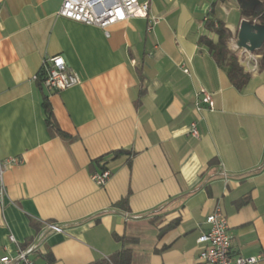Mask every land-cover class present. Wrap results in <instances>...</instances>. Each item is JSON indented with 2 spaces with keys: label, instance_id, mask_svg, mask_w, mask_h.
<instances>
[{
  "label": "crops",
  "instance_id": "crops-1",
  "mask_svg": "<svg viewBox=\"0 0 264 264\" xmlns=\"http://www.w3.org/2000/svg\"><path fill=\"white\" fill-rule=\"evenodd\" d=\"M139 2H150V18L108 37L60 17L63 0H0V160H23L4 174L0 258L16 254L13 235L24 249L39 242L36 264H111L121 249L132 264H201L197 240L220 207L233 253L264 264V70L237 49L242 10L257 2ZM208 17L225 24L251 75L243 91L200 44L218 41ZM54 56L80 83L49 94L36 76ZM201 90L214 110H196ZM45 100L73 140L52 134ZM120 149L134 156L110 159L112 177L98 186L91 163ZM127 197L128 208L117 205Z\"/></svg>",
  "mask_w": 264,
  "mask_h": 264
},
{
  "label": "built area",
  "instance_id": "built-area-1",
  "mask_svg": "<svg viewBox=\"0 0 264 264\" xmlns=\"http://www.w3.org/2000/svg\"><path fill=\"white\" fill-rule=\"evenodd\" d=\"M264 2V0H256ZM150 2L141 3L139 0H63L58 15L62 18L104 30L109 37V29L117 24L130 19H149ZM207 20V19H206ZM156 21L150 23L149 30H153ZM187 73L188 71L185 70ZM42 78V86L49 93H58L80 83L78 75L72 71L62 56L46 58L42 68L36 76ZM197 111L203 109L214 110L215 101L213 96L205 90H201L195 104ZM190 135L200 138L196 123L190 128ZM23 160L9 158L0 160V204H3L7 195L4 182L5 172L12 166L20 165ZM226 177V174L224 173ZM112 174L109 170L94 172L92 180L100 187L106 186ZM207 231H204L197 240L200 248L198 262L201 264H257L260 257H244L236 255L232 251L233 237L230 234L228 220L222 209L217 207L207 218ZM47 229L52 232L61 233L63 230L55 224H47ZM9 240L17 248L15 255H4L0 258L1 264H36L32 255L37 251L39 242L22 248L16 238L11 235ZM43 240V237H42Z\"/></svg>",
  "mask_w": 264,
  "mask_h": 264
},
{
  "label": "trees",
  "instance_id": "trees-1",
  "mask_svg": "<svg viewBox=\"0 0 264 264\" xmlns=\"http://www.w3.org/2000/svg\"><path fill=\"white\" fill-rule=\"evenodd\" d=\"M255 6L251 10H242V15L247 21L251 23H259L264 25V2H258L254 0ZM205 27L209 32H213L217 37L218 41L213 42L208 37H202L200 44L205 46L212 58L215 60L218 67L224 70L228 76L231 85L237 91H243L251 80V75L244 71L239 61L238 54L234 53L228 46L231 39V34L226 28L225 24L219 20L208 17L205 23ZM255 55H259L261 58L258 63L260 71L264 70V46L256 52ZM39 85L42 86V78L39 80ZM144 92H141L143 95ZM44 112L46 114V121L50 131L53 135L59 136L65 140H73V138L64 133L55 123L53 111L49 101L45 100L43 104ZM128 156L131 159L134 154L128 150L120 149L115 152H111L91 163V168L94 172H103L108 170L107 163L110 159H118L122 156ZM128 197L120 201L117 205L124 208H128ZM118 241H124L123 238L116 237ZM132 252L129 249H121L115 252L109 259L111 264H132Z\"/></svg>",
  "mask_w": 264,
  "mask_h": 264
},
{
  "label": "water",
  "instance_id": "water-1",
  "mask_svg": "<svg viewBox=\"0 0 264 264\" xmlns=\"http://www.w3.org/2000/svg\"><path fill=\"white\" fill-rule=\"evenodd\" d=\"M264 46V25L243 21L237 37V49L255 54Z\"/></svg>",
  "mask_w": 264,
  "mask_h": 264
}]
</instances>
